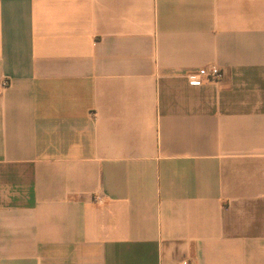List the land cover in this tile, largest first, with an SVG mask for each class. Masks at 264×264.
<instances>
[{"label": "crops", "instance_id": "obj_1", "mask_svg": "<svg viewBox=\"0 0 264 264\" xmlns=\"http://www.w3.org/2000/svg\"><path fill=\"white\" fill-rule=\"evenodd\" d=\"M185 260L264 264V0H0V264Z\"/></svg>", "mask_w": 264, "mask_h": 264}, {"label": "built area", "instance_id": "obj_2", "mask_svg": "<svg viewBox=\"0 0 264 264\" xmlns=\"http://www.w3.org/2000/svg\"><path fill=\"white\" fill-rule=\"evenodd\" d=\"M223 72L216 66L202 67L197 70L194 76L189 78L191 85H200L202 80L218 81L222 78ZM100 202V200H98ZM179 264H193L189 260L180 262Z\"/></svg>", "mask_w": 264, "mask_h": 264}]
</instances>
